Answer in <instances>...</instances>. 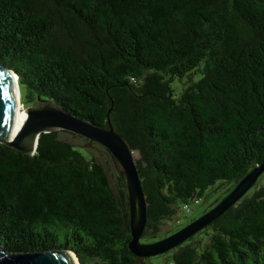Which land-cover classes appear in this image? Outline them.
Listing matches in <instances>:
<instances>
[{
    "label": "trees",
    "instance_id": "obj_1",
    "mask_svg": "<svg viewBox=\"0 0 264 264\" xmlns=\"http://www.w3.org/2000/svg\"><path fill=\"white\" fill-rule=\"evenodd\" d=\"M0 67L17 75L25 108L51 101L96 126L110 122L137 154L142 243L181 229L183 205L213 185L225 197L264 164V0H0ZM184 77L175 96L170 83ZM63 134H41L33 155L0 144L1 248L69 250L79 264H150L128 249L116 167ZM166 221L176 226L161 236ZM160 256L165 264H264V173Z\"/></svg>",
    "mask_w": 264,
    "mask_h": 264
},
{
    "label": "water",
    "instance_id": "obj_2",
    "mask_svg": "<svg viewBox=\"0 0 264 264\" xmlns=\"http://www.w3.org/2000/svg\"><path fill=\"white\" fill-rule=\"evenodd\" d=\"M13 81L18 84L17 75L14 71L0 67V144L23 154L33 155L41 134L63 131L68 135L82 137L89 143L102 146L107 151V157L116 167L126 186L131 237L128 249L135 257L149 259L181 245L236 204L264 173V164L253 168L225 197L202 215L160 240L142 243L141 238L146 224V201L133 152L124 138L114 130L110 122L105 128L96 126L57 107L51 101L26 107L24 109L25 119L18 134L13 138L11 131L18 103ZM62 140L71 144L74 143L73 140L65 136L62 137ZM71 255L76 258L75 254L69 250L11 253L0 246V264H74Z\"/></svg>",
    "mask_w": 264,
    "mask_h": 264
},
{
    "label": "rangeland",
    "instance_id": "obj_3",
    "mask_svg": "<svg viewBox=\"0 0 264 264\" xmlns=\"http://www.w3.org/2000/svg\"><path fill=\"white\" fill-rule=\"evenodd\" d=\"M199 76L195 77L194 80H197ZM187 85V77H184L183 79H175L170 83V87L173 90V93L175 96H178L183 88ZM21 103V101H20ZM22 109H25V107L21 104ZM63 136L73 140V144L79 146L80 148L88 147L87 149L93 152L95 156L103 163L105 164V158L107 157V151L100 145H92L89 146V144L78 136L72 137L71 135L68 134H63ZM134 159H137L138 156L137 154H134ZM117 176L118 173H115ZM224 195V188H222L219 183L213 185L210 187L204 195L199 199L198 204H194L193 202L190 203V212L187 214V216L180 210L178 214L179 222L181 223L180 225H187L190 220L196 219L200 215L203 214L204 211L209 210L216 204L219 200L223 198ZM176 225L174 224V221H166L163 223V226L161 227L160 235H165L173 227ZM164 256H159V257H153L149 259L150 264H165L166 263V258H163Z\"/></svg>",
    "mask_w": 264,
    "mask_h": 264
},
{
    "label": "bare ground",
    "instance_id": "obj_4",
    "mask_svg": "<svg viewBox=\"0 0 264 264\" xmlns=\"http://www.w3.org/2000/svg\"><path fill=\"white\" fill-rule=\"evenodd\" d=\"M13 82H14V85H15L16 95L18 96L17 97L18 103H17V106H16L15 116H14V125H13L12 131H11V136L14 138L18 134V132H19V130L21 128V125H22V123H23V121L25 119L26 114H25L24 109H22L21 103H20V100H19L20 99V92H19L18 84L15 83V81H13ZM71 259H72L74 264H78L76 258L73 255H71Z\"/></svg>",
    "mask_w": 264,
    "mask_h": 264
},
{
    "label": "built area",
    "instance_id": "obj_5",
    "mask_svg": "<svg viewBox=\"0 0 264 264\" xmlns=\"http://www.w3.org/2000/svg\"><path fill=\"white\" fill-rule=\"evenodd\" d=\"M193 203H194V204H198V203H199V199L194 200ZM190 210H191V209H190V205H188V204L183 205V207H182V211H183V213H184L185 215H187V214L190 212Z\"/></svg>",
    "mask_w": 264,
    "mask_h": 264
}]
</instances>
